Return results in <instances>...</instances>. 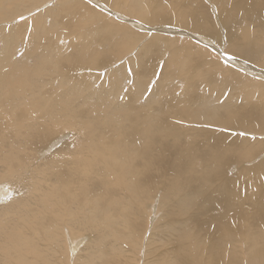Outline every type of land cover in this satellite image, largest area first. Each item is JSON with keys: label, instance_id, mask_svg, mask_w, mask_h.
Listing matches in <instances>:
<instances>
[{"label": "bare ground", "instance_id": "bare-ground-1", "mask_svg": "<svg viewBox=\"0 0 264 264\" xmlns=\"http://www.w3.org/2000/svg\"><path fill=\"white\" fill-rule=\"evenodd\" d=\"M44 1L0 0V264H264V0H58L7 27Z\"/></svg>", "mask_w": 264, "mask_h": 264}, {"label": "rangeland", "instance_id": "rangeland-1", "mask_svg": "<svg viewBox=\"0 0 264 264\" xmlns=\"http://www.w3.org/2000/svg\"><path fill=\"white\" fill-rule=\"evenodd\" d=\"M52 1V2H51ZM58 0H45L42 4H40V5H37V6H35V7H33V8H30L28 11H26L25 13L24 12H22V13H20V14H18L17 16H15V18H13V19H11V20H9V21H7L6 23H7V27H12V26H15V25H18V23L19 24H21V23H23V22H26V21H28V20H30V19H33L34 17H36V16H38V17H40L41 15H42V13L44 12V11H46V10H48V9H50V8H53V5H54V3L55 2H57ZM81 1H83L84 3H86V2H88V1H86V0H81ZM86 1V2H85ZM206 5H210V1L211 0H202ZM87 4V3H86ZM90 4V6L91 7H93V4L92 3H89ZM88 5V4H87ZM89 6V5H88ZM103 8H105V9H108V10H111V13H113V14H119V15H121V16H123L126 20H136L135 18H133V17H131V16H129L128 14H126V13H121V12H118L117 11V9L116 8H114V7H111V6H109V5H107V4H104L103 5ZM97 10H99L98 8H96ZM99 11H101V12H99V13H101V15H104V17H105V21H107V22H111V23H119L118 22V20H116L113 16L111 17V16H109V14H104V11H102V10H99ZM103 12V13H102ZM21 16H23L24 17V19H21ZM104 17H103V20H98V21H93L94 23H93V26L94 27H99V24L101 23V21H102V23H103V21H104ZM107 17H109L108 19H107ZM111 18V19H110ZM114 20V22H113V20ZM112 20V21H111ZM124 22V21H123ZM6 23H5V25H3V26H5L6 27ZM102 23L100 24V25H102ZM98 24V25H97ZM144 25L143 26H145V28H151V27H153L154 25H156L155 23H153V24H150V23H143ZM165 28H173V26H171V25H169V24H166V23H164V24H162ZM161 26V25H160ZM154 28V27H153ZM164 28V29H165ZM133 30H134V32H136V33H141V30H138V29H134V28H132ZM179 29V31H177V32H180V31H188V32H190L191 34H194V32H191V31H189V30H184V29H181V28H178ZM166 30H169V29H166ZM143 33H145V32H143ZM173 33V32H172ZM155 34H157V33H155ZM164 34H166V33H163V35ZM167 35H170V34H167ZM173 35H178V34H176V33H173L172 35H170V36H173ZM146 39L147 38H145V40H142V41H139L140 43L142 42H145L146 41ZM188 40H189V38H188ZM141 43V44H142ZM139 44V43H138ZM135 51H136V49H134L133 51H130V52H128L127 50H124V51H122V52H118V54L121 56V58L119 59L118 57V60L120 61H118V62H116V63H114L115 64V66H113L112 67V65H114V64H112L111 66H109V67H106L105 69H103L104 71H109V70H111L112 68H114V67H116V66H118V65H120L121 63H123V60L125 61L126 59H127V55H128V57L130 58L131 56H133L134 55V53H135ZM223 51V50H222ZM224 52V51H223ZM225 53V52H224ZM118 54L117 55H115V56H118ZM131 54V55H130ZM218 56H220L219 58H221V55L219 54ZM111 67V68H110ZM84 70H78L77 72H78V74L79 73H81V72H83ZM264 82V81H263ZM62 135H65V134H62ZM61 135V138L63 137ZM58 137H60V136H58ZM57 140H59V138L57 139ZM64 141L63 140H61V143H59V144H57L56 145V147H58V146H60L62 143H63ZM264 156V155H263ZM262 156V157H263ZM13 191V190H12ZM12 191L10 190L9 192H8V195H10V198H11V196H12ZM14 192V191H13ZM15 194V193H14ZM8 198H4V197H0V202H2V201H4V200H9V196H7ZM156 199L155 198H153L152 200H151V202H150V205H151V207H153V208H155L154 210H153V208H151L150 206H149V208H150V211H149V213H148V221L150 222V226H149V222L147 223V229H146V231L144 232V236H143V241L145 240V242L146 241H148V243H149V249L152 251V253L154 254V255H156V254H158V252H159V250H157V248H158V245H159V243L157 242V238L156 237H154V239L153 238H151V239H149V237H150V234L152 235L153 234V231H156L157 232V230H158V226L162 223V220H161V213H162V210H161V208H159V207H157L156 206ZM152 209V210H151ZM150 227V228H149ZM157 229H156V228ZM155 230H154V229ZM150 229V230H149ZM146 232H148V233H146ZM150 232H152V233H150ZM149 236V237H148ZM153 236V235H152ZM152 239H153V242H152ZM83 241V239H78L77 240V242H79V243H81ZM144 242V244H143V252H144V247L146 246V244H147V242L145 243ZM155 243V244H154ZM157 243V244H156ZM145 245V246H144ZM147 248H148V246H146ZM152 248H153V250H152ZM132 256H134L133 254H132ZM69 257L71 258L70 260H69ZM64 258H65V256H64ZM67 258H68V264H71V263H73V259L75 258V255H74V257H71V254L69 253V252H67ZM73 258V259H72ZM143 258L144 259V257L143 256H139L138 257V259L140 260V262L138 263V264H143V259L141 260V259ZM132 264H134V262H132Z\"/></svg>", "mask_w": 264, "mask_h": 264}, {"label": "snow or ice", "instance_id": "snow-or-ice-1", "mask_svg": "<svg viewBox=\"0 0 264 264\" xmlns=\"http://www.w3.org/2000/svg\"><path fill=\"white\" fill-rule=\"evenodd\" d=\"M21 19H24V17H23V16H21Z\"/></svg>", "mask_w": 264, "mask_h": 264}]
</instances>
